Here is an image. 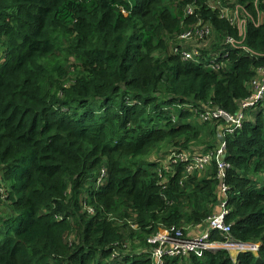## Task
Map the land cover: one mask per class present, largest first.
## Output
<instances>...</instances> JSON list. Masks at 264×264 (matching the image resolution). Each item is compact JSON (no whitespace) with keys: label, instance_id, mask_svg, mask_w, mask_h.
Masks as SVG:
<instances>
[{"label":"trees","instance_id":"16d2710c","mask_svg":"<svg viewBox=\"0 0 264 264\" xmlns=\"http://www.w3.org/2000/svg\"><path fill=\"white\" fill-rule=\"evenodd\" d=\"M230 1L0 0V264H116V253L118 264H152L160 227L196 228L219 213L214 165L162 163L219 145L220 123L177 104L236 114L253 94L264 0ZM213 4L243 5L245 33ZM204 26L209 38L190 40L200 57L228 38L248 49L214 70L183 60L193 51L183 36ZM253 117L226 137V223L233 240L262 242L259 256L220 249L165 264H264V101Z\"/></svg>","mask_w":264,"mask_h":264},{"label":"built area","instance_id":"2783aa9c","mask_svg":"<svg viewBox=\"0 0 264 264\" xmlns=\"http://www.w3.org/2000/svg\"><path fill=\"white\" fill-rule=\"evenodd\" d=\"M222 13L225 15L228 13V10L223 8ZM230 22L233 25H236L240 30L241 35L245 32L242 31L237 23V20L234 17L229 18ZM247 25V24H246ZM246 28V26H245ZM245 30V29H244ZM211 30L208 27H203L197 32V36L193 32L187 33L184 37L188 40L194 38V36L200 40H205L209 38ZM227 45H230L233 49H246L242 45V41H236L233 38H228L226 41ZM175 51L178 52V49ZM227 58L228 53H225ZM181 57L183 60H192L199 61L200 50L198 47H195L193 52L182 51ZM210 63L207 65L209 69L214 70L220 68V61L222 60L221 54L217 53L211 57ZM200 62V61H199ZM253 94L238 103V112L236 114H230L229 112L224 111L220 108H205L188 106V109L195 114V117L198 118L203 123L208 122H217L221 124V129L225 135L234 134L235 131L239 128H242L245 121L249 119V112L255 110L260 103L264 100V67H261L258 71L257 79L251 84ZM226 143L224 142L217 152V160L219 169V176H224L223 169L229 168V165L224 162L221 157L225 155ZM212 157L197 155L193 158L182 154H170L164 157V167L168 169L170 165L177 163H185L188 165L187 172H192L196 169H202L207 166L211 161ZM227 188L224 187V191ZM0 192L3 194V189H0ZM229 215V210L226 209V206L223 205L221 208V213L217 216L210 218L207 221L206 230L202 235L188 238L185 233L180 228L176 227H163L158 230V232L152 235L148 239L150 245V252L153 256L152 258L155 261V264H164V259L166 256L169 257H188L191 254H195L198 257H202L206 250H220L225 249L232 251L233 249H238L240 251H246V249L241 247V244L234 243L231 235V226L226 224L225 220ZM213 231L218 232L221 237L224 238L225 242L221 241H211V233ZM257 249V247H256Z\"/></svg>","mask_w":264,"mask_h":264},{"label":"clouds","instance_id":"9594fccd","mask_svg":"<svg viewBox=\"0 0 264 264\" xmlns=\"http://www.w3.org/2000/svg\"><path fill=\"white\" fill-rule=\"evenodd\" d=\"M230 2H233L232 0L230 1ZM216 8H218L219 10H220V12H221V16L222 17H224V18H226V19H228L229 20V18H231V17H233L232 15H231V8H235V6L236 5H234V6H232V7H228V6H223L222 4H213ZM223 8H225V9H227L228 10V13L227 14H223L222 13V9ZM252 18V17H251ZM253 20V19H252ZM252 20H250V21H252ZM230 21V20H229ZM249 21V22H250ZM248 24V23H247ZM204 27H208V26H204ZM209 28V27H208ZM244 32H245V30H244ZM184 37V36H183ZM184 38H186V37H184ZM188 47H191V48H193V51H194V49H195V47H198V48H201L202 46H203V44H200V45H197L196 46V44L194 43V42H191L190 40H188ZM246 49L245 50H247L248 48L246 47V46H244ZM233 48L232 47H230V45H227V46H225L223 49H221L219 52H217V53H220L221 54V58H222V60H225V59H227V58H229V56L232 54V52H233V50H232ZM193 51H190V52H193ZM228 53V56H227V58L225 57L226 55H225V53ZM255 55H257V54H255ZM256 56H253V58H255ZM200 59H199V61H192L194 64H196V65H201V64H204V62L206 61L207 63H206V67H207V69H209L208 68V64L210 63V60L212 59V58H210L209 60L208 59H205V58H202V57H199ZM209 70H211V69H209ZM252 89V88H251ZM264 101V100H263ZM261 104V103H260ZM182 104H177L176 106L178 107V108H187L188 109V105H185V104H183V105H185V106H181ZM260 106V105H259ZM259 106L255 109V110H251L250 112H249V119L247 120V121H245V123H244V125H243V127L245 126V124L247 123V122H252V121H254V117H253V113L259 108ZM200 107H203V106H200ZM173 109V106H170V107H168V108H164V111H168V110H172ZM189 110V109H188ZM174 111V110H173ZM209 123V122H208ZM212 123H215V122H212ZM243 127L242 128H239V129H237L236 131H235V133L234 134H236L237 132H239V131H241L242 129H243ZM234 134H230V135H225V133H223V129H221V124H220V127H219V132H218V136H219V145L216 147V148H214V149H212L211 151H203V153L202 154H200V155H202V156H204V157H206V156H209V157H212V159H211V161L207 164V166L206 167H204V168H202V169H196V170H199V171H208L211 167H213V165L215 166V169H216V179L220 182V187H219V191H220V194L221 195H223L224 196V198H223V200H222V202H221V204H220V206H219V213L218 214H216L215 216H217V215H219L220 213H221V208H222V206L223 205H225L226 206V209H228V207H227V203H228V199L226 198V196L231 192V189H230V187H229V185H228V183H227V181H228V174H227V172L231 169V165H230V163L227 161V142H226V137L227 136H231V135H234ZM220 138H222V140L220 139ZM226 143V149H225V155H223L222 157H221V159H223L224 160V162H226L228 165H229V168H226V169H223V172H224V176H219V172H221L220 171V169H219V165H218V160H217V152H218V149L220 148V146L223 144V143ZM170 155V154H169ZM163 156H161V158H162ZM164 161V160H163ZM163 165H164V163H162ZM1 184V183H0ZM224 187H226L227 188V190L226 191H224ZM0 189H2V188H0ZM0 194H2L1 192H0ZM229 210V209H228ZM229 213H230V210H229ZM214 217V216H213ZM209 220V219H208ZM207 220V221H208ZM207 221L204 223V224H202V225H200V226H198V227H192V226H188V227H182V228H180V229H182V231L185 233V235H186V237H188V238H194V237H197V236H200V235H202V233H204L205 232V230H206V225H207ZM225 222H226V220H225ZM227 224V223H226ZM228 225H230L231 227H232V225L231 224H228ZM172 227H175V226H172ZM160 228H163V227H160ZM159 228V229H160ZM176 228H178V227H176ZM192 228H195V229H197V236H196V233L194 234V235H191V236H189L188 235V230H190V229H192ZM231 232H232V228H231ZM218 233V232H217ZM224 239V238H223ZM213 241H216V240H213ZM234 241V243H239V244H241V247L242 248H244V249H246V251H240V250H238V249H233L232 251H228L230 254L232 253V252H235L236 253V256L234 257L232 254H231V256H232V258L234 259V260H236L237 259V257H239V255L240 254H243V253H251V254H253L254 256H256V257H258L259 256V252H260V250H261V248H262V242H257V243H242V242H237V241H235V240H233ZM221 242H225V240L224 241H221ZM149 244V243H148ZM256 247H257V249H256ZM149 251H150V247H149ZM206 251H217V250H206ZM205 251V252H206ZM204 252V253H205ZM152 253L150 252V257H151V260H152V264H155V261H154V259L152 258L153 256L151 255ZM121 256L122 255H120L119 253H116L115 255H114V260L115 261H121L122 260V258H121ZM189 257V256H188ZM188 257H183V258H188ZM203 257V256H202ZM167 258H169V256H166L165 257V259H164V264H165V260L167 259ZM118 262L116 263V264H118Z\"/></svg>","mask_w":264,"mask_h":264},{"label":"rangeland","instance_id":"374dc122","mask_svg":"<svg viewBox=\"0 0 264 264\" xmlns=\"http://www.w3.org/2000/svg\"><path fill=\"white\" fill-rule=\"evenodd\" d=\"M233 2H230L229 4H232ZM231 15L234 17L235 20H237V23L240 27V29L242 31H244L245 29V26L246 24L252 20L251 16L249 15V13L246 12L245 10V7L243 5H240V4H236L235 8H231ZM181 106H185V105H181ZM190 107H192L193 105L190 104L188 105ZM209 139H212L211 136H209ZM166 145V144H165ZM164 145V146H165ZM168 146V145H167ZM171 148L168 146L166 147L164 150L167 151V150H170ZM159 174H160V170H158ZM134 245L132 243H128L126 245V248L127 249H132ZM234 257L236 256V253L235 252H232L231 253Z\"/></svg>","mask_w":264,"mask_h":264},{"label":"crops","instance_id":"0c3cea01","mask_svg":"<svg viewBox=\"0 0 264 264\" xmlns=\"http://www.w3.org/2000/svg\"><path fill=\"white\" fill-rule=\"evenodd\" d=\"M195 233H196V236H197L198 235L197 234V229H195V228H192V229L188 230V235L189 236L194 235Z\"/></svg>","mask_w":264,"mask_h":264},{"label":"water","instance_id":"95a60500","mask_svg":"<svg viewBox=\"0 0 264 264\" xmlns=\"http://www.w3.org/2000/svg\"><path fill=\"white\" fill-rule=\"evenodd\" d=\"M222 140V138H220Z\"/></svg>","mask_w":264,"mask_h":264}]
</instances>
